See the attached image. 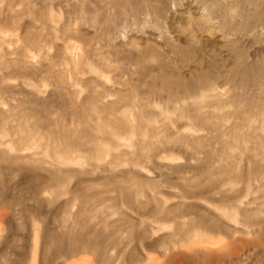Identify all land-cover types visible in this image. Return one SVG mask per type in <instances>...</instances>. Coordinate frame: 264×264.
<instances>
[{
    "label": "rangeland",
    "instance_id": "1",
    "mask_svg": "<svg viewBox=\"0 0 264 264\" xmlns=\"http://www.w3.org/2000/svg\"><path fill=\"white\" fill-rule=\"evenodd\" d=\"M0 264H264V0H0Z\"/></svg>",
    "mask_w": 264,
    "mask_h": 264
}]
</instances>
